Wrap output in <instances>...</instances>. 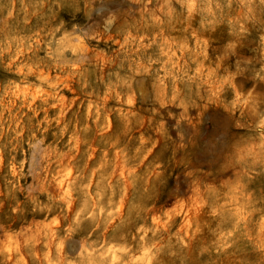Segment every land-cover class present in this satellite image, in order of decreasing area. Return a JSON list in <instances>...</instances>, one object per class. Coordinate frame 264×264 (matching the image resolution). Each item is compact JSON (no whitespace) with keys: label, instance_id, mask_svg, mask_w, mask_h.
Instances as JSON below:
<instances>
[{"label":"clouds","instance_id":"obj_1","mask_svg":"<svg viewBox=\"0 0 264 264\" xmlns=\"http://www.w3.org/2000/svg\"><path fill=\"white\" fill-rule=\"evenodd\" d=\"M0 264H264V0H0Z\"/></svg>","mask_w":264,"mask_h":264}]
</instances>
